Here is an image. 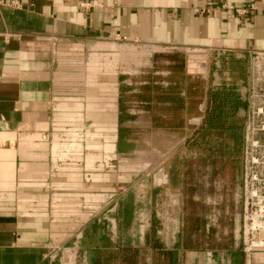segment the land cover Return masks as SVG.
I'll return each mask as SVG.
<instances>
[{"label": "crops", "instance_id": "0c3cea01", "mask_svg": "<svg viewBox=\"0 0 264 264\" xmlns=\"http://www.w3.org/2000/svg\"><path fill=\"white\" fill-rule=\"evenodd\" d=\"M253 53L264 0H0V264L129 237L118 201L167 183L139 141L193 135L209 90ZM238 263L264 264V232Z\"/></svg>", "mask_w": 264, "mask_h": 264}, {"label": "rangeland", "instance_id": "374dc122", "mask_svg": "<svg viewBox=\"0 0 264 264\" xmlns=\"http://www.w3.org/2000/svg\"><path fill=\"white\" fill-rule=\"evenodd\" d=\"M229 73L226 85L240 83L236 86L242 101L235 118L238 141L235 143L227 131L216 133L210 142L204 140L198 131L201 125L185 141L172 135L141 139L142 148L152 147L163 154L161 166L167 183L154 188L152 178L146 177L122 204L118 201L114 215L127 212L123 229L127 231L135 223L130 232L133 236L116 238L105 229L103 245L110 247L124 240L119 243L123 250L133 241L129 248L140 250L136 254L139 264H157V258L160 264H167L168 254L183 230L195 234L196 222L187 219L188 224L193 223L187 226L190 215L204 217L209 238L201 245L205 250L182 251L184 259L179 264H239L244 251L258 242L264 232L258 231V227L264 228L259 212L264 207V54H251ZM174 110L161 109L168 124L174 120ZM81 240L57 251L54 264H93L95 253L90 241ZM91 242L98 241L94 238Z\"/></svg>", "mask_w": 264, "mask_h": 264}, {"label": "trees", "instance_id": "16d2710c", "mask_svg": "<svg viewBox=\"0 0 264 264\" xmlns=\"http://www.w3.org/2000/svg\"><path fill=\"white\" fill-rule=\"evenodd\" d=\"M241 104V96L235 85H223L209 91L206 113L198 130L201 138L210 142L216 133L219 134L227 131V133L232 135V140L236 143L239 139L238 132L236 131L239 129V125L235 123V118L237 111L241 108ZM190 216L186 217V220L191 219L196 222L197 228L195 234L192 231L183 230L175 243L173 251L168 254L169 259L168 261L166 260L167 264L182 263L184 259L183 253L186 250H205L201 245L209 237L206 235L204 217L196 215L193 218L192 215ZM192 224V222L188 224L187 220V226H192ZM97 241L94 244L93 242L90 243L95 253L93 264H139L136 254L140 250L129 247L123 250L120 248L113 249L105 245L103 246V238ZM155 262L160 264L162 261H159L157 258Z\"/></svg>", "mask_w": 264, "mask_h": 264}, {"label": "built area", "instance_id": "2783aa9c", "mask_svg": "<svg viewBox=\"0 0 264 264\" xmlns=\"http://www.w3.org/2000/svg\"><path fill=\"white\" fill-rule=\"evenodd\" d=\"M252 5H250V7H251ZM241 12H243V13H245L246 11H245V9L244 10H242ZM64 159H63V156H59V158H58V162H62ZM263 210H264V207H261L260 208V210H259V212L261 213V217H260V219H264V212H263ZM260 229H264V228H260V227H258V231H260ZM254 245L253 244H251L248 248H251V247H253Z\"/></svg>", "mask_w": 264, "mask_h": 264}]
</instances>
